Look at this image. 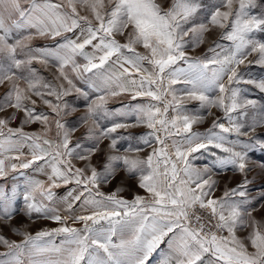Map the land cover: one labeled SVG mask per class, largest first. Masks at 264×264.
Wrapping results in <instances>:
<instances>
[{
    "label": "snow or ice",
    "instance_id": "6c2138e0",
    "mask_svg": "<svg viewBox=\"0 0 264 264\" xmlns=\"http://www.w3.org/2000/svg\"><path fill=\"white\" fill-rule=\"evenodd\" d=\"M258 6L259 0H167L166 7L162 0H0V86L6 88L0 113L14 110L0 117V179L23 178L11 195L0 185V221L13 219L19 195L26 216L58 225L35 235L13 228L24 237L20 242L0 235L6 248L0 264H146L162 243L167 252L160 264H264V216H257L264 189L253 195L249 187L257 168L264 177V160L249 155L264 153V138L256 135L264 128V105L244 98L247 89L240 87L264 92V80L245 79L247 66L241 69L246 61L264 66ZM213 29L220 30L218 39L197 55ZM36 38L53 46L33 47ZM34 63L53 67V79ZM73 93L88 101L79 118L93 142L87 148L73 142L79 125L66 126L65 117L77 111L68 99ZM117 98L128 103L110 110ZM191 101L208 116L219 109L227 126L216 117L206 131H194L206 117L188 109ZM38 103L50 111H38ZM19 113L20 126L11 127ZM109 117L123 119L101 127ZM34 123L42 131H25ZM131 127L146 131L129 135L137 144L121 151L123 137L113 133ZM98 153L100 167L92 162ZM205 153L212 161L198 167L194 161ZM229 169L241 181L216 196L215 177ZM120 170L144 195L128 200L119 195L122 188L101 190ZM68 185L75 186L58 197L55 189Z\"/></svg>",
    "mask_w": 264,
    "mask_h": 264
},
{
    "label": "rangeland",
    "instance_id": "374dc122",
    "mask_svg": "<svg viewBox=\"0 0 264 264\" xmlns=\"http://www.w3.org/2000/svg\"><path fill=\"white\" fill-rule=\"evenodd\" d=\"M204 2L206 4H210L211 0H204ZM162 3L164 4L165 7L167 6V0H162ZM259 5L260 6H258L256 9L253 10L254 14H260V13L264 12V0H259ZM219 31H220L219 29H213L210 33L206 34V40L208 41V44L210 43V40L213 41V40L218 39ZM256 35H257L258 39L264 41V33H257ZM57 39H59V38H57ZM224 43L227 44L228 42H224ZM208 44L206 43L205 45H202L199 49L196 50V52L205 51L206 48L209 46ZM32 46L33 47L53 46V41H51L49 39H44V38H36L32 41ZM249 59L250 60L255 59V54L253 56L249 57ZM245 66H247L245 79H254L257 81L264 80V66H261L258 64L248 65L247 61L245 62V65H241V69L242 70L245 69ZM33 67H35L42 76H47V73H44L43 70L47 71L50 69L49 67L46 68L45 66H43L39 63H34ZM78 86H80V85L78 84ZM240 87L247 89V91L242 93V96L244 98L256 100L258 102V105H264V92H261L259 89L255 88L254 85H251V84H243L242 83L240 85ZM5 91H6V88L4 86H0V96H3ZM75 95L76 94L73 93L71 97H68V99L74 101L75 106L77 108V111L72 113L71 115L65 117V120L67 121L66 126L67 127H73V126L76 127L77 125H79V127L77 128V130L74 133L73 142H75L76 140L79 139L82 142V144L84 145V147L87 148V147H90L93 142L91 140L84 138V135L87 131V126L83 125L79 120V118L86 111V105H83V107L78 106V103L80 100L76 99ZM111 101L116 102V100H110V102ZM123 101L120 100V102H123ZM85 102H86V104L88 103V101H85ZM36 107H37L38 111L41 109H43L45 112L50 111L44 105L39 104V103L37 104ZM13 111L14 110L9 109L4 113H0V117L8 116ZM212 112L214 113V115L208 116L207 111L205 112V114H204V112L201 111L202 114L200 113V115H204L206 117V119L202 124L195 125L200 132H204L209 127H211L212 121L216 117H221V122L225 123V125L227 126V120L223 119V113L219 109H212ZM53 116H54V114H53ZM22 119H23V113H19L18 118L16 120L12 121L10 126L14 127V128L20 126V122ZM68 119H73L74 121L72 122L71 120H68ZM25 131H28V132L42 131V125L40 123H34V124L26 125ZM217 131H219V130L217 129ZM256 135L260 136L261 138H264V128H258ZM54 136H55V125L53 123L52 124V131L50 133V137H54ZM230 139H235V136H231ZM240 139L247 140L249 138L248 137H241ZM126 141H127V138L125 139V142ZM132 141L135 142L136 140L132 139ZM105 143L107 145L109 144L107 141ZM107 145L105 147L102 146L101 148L106 150ZM23 151L25 153H27L29 151V149L27 147H25L23 149ZM213 151L218 152V150H216V149H213ZM218 154L223 155V153H219V152H218ZM249 155L251 156V158L254 161H257L258 159H260V161L264 160V153L260 152L259 150L254 151V152H250ZM102 158L103 157L101 156V154L98 153L97 156H94L92 158V162L94 164H97L98 167H100V161L102 160ZM200 159H212V158L207 153H205L204 155H202L200 157ZM6 163H8V162L6 161ZM75 163L77 164L78 167L84 166L83 162L76 161ZM26 171L29 173V175L33 176L36 179H40V180H46L47 179L46 175L43 173L33 172L31 169L26 170ZM251 175L257 176L264 183V177H261L259 175V169L258 168ZM216 177H217L216 179H218V181L221 182L224 185V187H225V185H227L228 187H235L241 181V176L239 174H234L231 171V169H229L226 173L221 174V175L216 176ZM15 183H19L20 185H22L23 184V178H20V180L18 182L11 180L10 177L7 180L0 179V185L6 186V190L8 191L9 195H11L12 185ZM112 184H113V181L111 180L109 183L102 185L101 188L112 187L113 186ZM74 186L75 185H68V186H62L59 189H55V191L57 192V196L58 197L65 196L68 189L72 188ZM52 206L60 207V204L58 202H53ZM14 208H15V215L11 221H0V235L5 236L9 240H15L17 242H20L24 239V237L22 235H17L15 232H13L12 231L13 228L19 229L21 232H28V233H31L32 235H35V233L40 231V230L58 227L57 223H55L51 220H47V219H43V218H37L35 215L31 219L28 216H26L24 214V202H23V199L19 195L17 196V198L14 202ZM76 213L82 214V209L79 206H77V208H76ZM61 214L66 215L67 213L61 211ZM260 214H261V216H264V211H262ZM74 226L81 227L80 224H76ZM60 239H61V237H56L54 240V243L59 244ZM113 239L115 242H118L117 237H114ZM5 251H6V248L3 245H0V252H5Z\"/></svg>",
    "mask_w": 264,
    "mask_h": 264
},
{
    "label": "crops",
    "instance_id": "0c3cea01",
    "mask_svg": "<svg viewBox=\"0 0 264 264\" xmlns=\"http://www.w3.org/2000/svg\"><path fill=\"white\" fill-rule=\"evenodd\" d=\"M211 42V40H210ZM208 44V43H207ZM209 45V44H208ZM89 51L91 49H88ZM202 52H196L197 55L203 53ZM49 70L45 71L43 70L44 73H47V76H43L48 80H52L53 79V73L55 72V69L51 66H49ZM77 84H79L82 88H84L86 91H89L91 93V89L88 88L87 85L83 84V82L81 81H76ZM177 88L183 87L182 85H177ZM92 95L94 96L95 94L92 93ZM76 97V95H75ZM77 99V98H76ZM118 99V100H117ZM117 99H113L116 100V102L114 101H109L110 103H108V107L110 110L112 109H116V108H120L123 106V104L128 103L127 100H124L123 102H120L119 98ZM79 103L78 106L83 107V105H86V100H84L83 98H79ZM198 101H192L189 102L187 107L190 111L195 112L197 114H200L201 111L205 112L207 111L206 109H201L199 106V102ZM112 104V105H111ZM204 110V111H203ZM202 114V113H201ZM74 118V117H73ZM113 119H123V118H113V117H109L107 119H102L100 121L101 127H108L111 125ZM131 119V118H130ZM71 120L72 122L74 121L73 119H68ZM76 126V125H75ZM74 127V126H73ZM194 131H199L198 128L196 126H194ZM146 131L145 128L143 127H131V128H127V129H118L116 133H113V136H118V137H123L122 139L118 140L117 143V147L123 151L125 148H128L129 145L135 146L137 144V140L134 142L132 141V139H128L129 135H131L132 137H136L140 134H143ZM127 138V141L125 142V139ZM110 143V141L108 140H104L103 143L101 144V147H105L107 144L105 142ZM212 161V159H198L196 161H194V163L198 166V167H202L204 164H210ZM257 161H260V159H258ZM224 174V173H223ZM251 176L254 175H250ZM256 179L254 181V183L252 185H250V189L252 190V194L253 195H257L258 192L261 189H264V183L257 177L255 176ZM217 178V177H215ZM113 181V186L112 187H103L101 188L102 191H104L105 193H111L113 191H115L117 188H122L123 191L119 193L120 196L124 197L125 199L131 200L133 199V196L137 193L144 195V192L142 189H139L136 183V180L133 177H130L126 172H124L123 170H120L119 172L116 173V175L114 176V178L112 179ZM224 190V185L219 182V190L216 192V196H220L222 195V192ZM261 213V212H260ZM260 213H257V216H261ZM167 252V244L166 243H162L160 245V247L156 250V252H154L152 254V256L149 258V260L146 262V264H160V261L162 259V255L164 253Z\"/></svg>",
    "mask_w": 264,
    "mask_h": 264
}]
</instances>
